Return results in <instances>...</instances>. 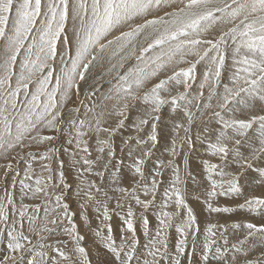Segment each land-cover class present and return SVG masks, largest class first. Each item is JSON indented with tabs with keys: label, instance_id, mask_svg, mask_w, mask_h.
Masks as SVG:
<instances>
[{
	"label": "snow or ice",
	"instance_id": "obj_1",
	"mask_svg": "<svg viewBox=\"0 0 264 264\" xmlns=\"http://www.w3.org/2000/svg\"><path fill=\"white\" fill-rule=\"evenodd\" d=\"M217 32L218 35L215 34ZM132 59L135 63L127 67L122 75L117 71V82L98 103L86 109L85 118L78 123L72 121L74 135L68 139V144L71 145L74 140L76 149L90 155L88 141L83 137L95 133L97 151L103 153L107 149V156L111 158V137L125 125L124 119H120L116 127H105L106 117L115 114L126 118L130 100L147 105L144 117H138L134 125L137 131H141L149 123V118L164 105L170 104L173 111L181 108L191 124L194 114L188 106L195 101L198 110L201 106L203 109H212L211 102L215 99V108L219 110H213L212 115L220 129L215 142L208 143V151L210 155L218 157L221 163L217 165L208 160L202 161L209 184L205 204L210 213L232 212L230 207H214L211 200L217 195H240L242 190L238 179L248 169L258 174L253 183L264 184V167L253 169L252 164V161L264 157V0H0V156L7 157L18 147L22 149L32 144L42 145L57 140V136L45 135L43 130L56 133L61 131L59 125L63 119V110L74 90L79 97L80 82L92 75V69L107 61L110 65L108 71L112 72L126 67V62ZM181 64L186 66L177 67ZM198 66H202V74ZM169 70L171 75L159 79L158 83L144 90L153 79ZM225 73L227 82H224ZM197 80L198 92L189 98V90ZM173 85L183 86L184 91L172 95L170 88ZM204 89H207L206 97ZM97 109L100 111L97 112ZM257 110L260 114H250L248 118H237L235 115ZM78 111V108L69 110ZM180 127L182 125H176L177 129ZM184 131L187 133L188 128ZM101 133H108L109 138L100 139ZM25 141L29 143L25 144ZM135 141L137 146L151 141L154 147L157 142V124H151L147 140L136 137ZM228 141H234V146L230 148ZM124 143L128 144V140ZM239 146L247 147L249 154L245 156ZM59 151V148L48 147L41 153L40 159L49 161L42 165L49 175L37 176L34 184L28 183L33 178L30 164L24 168L21 178L20 173L9 163L5 176L9 170L16 172L12 176L11 185L15 186L18 182L24 196L43 194L49 197L50 186L55 188L63 184L67 188ZM64 151L68 149L64 148ZM171 154H176L175 141ZM27 155L31 156L32 153ZM149 155L150 150L143 152L144 158ZM53 157L57 158L61 168L57 174V184L52 183ZM20 159L26 157L21 156ZM100 160L99 156L93 161L87 155H81L73 164L82 161L86 166L83 171L90 172L94 163ZM143 164L144 159L137 158L131 165L134 174L142 178ZM233 164L240 169L239 172L228 170ZM103 166L108 167L107 164ZM169 166H172V161H169ZM173 172V178L164 190L163 202L156 213L157 227L154 235H150L149 221L141 214V229L147 238L144 248L147 256L152 257L151 260L145 259L143 264H160V260L169 255L168 230L172 227H175L178 235L175 241L176 254L171 257L170 264H183L181 257L194 256L197 248L201 250L199 264H209L210 258L219 264H237L236 255L228 259V247L217 246L216 231L225 225L208 224L203 232V241L199 240L197 217L187 204V190L181 169L174 167ZM188 174L185 170V175ZM157 183L155 179L150 186L146 183L144 194L155 197ZM95 187L91 183L87 189L82 190L87 200L94 199L91 189ZM3 190L5 195L0 197V222L7 223L9 206L14 214L16 208L14 193L7 188ZM96 191L99 193L100 189ZM114 191L128 192L124 188ZM104 194L107 196L106 192ZM51 195L55 199V208L62 209L60 215L68 221V226L62 231L75 242L74 250L80 264H90L86 249L81 246L84 237L79 234L72 220L74 214L70 212L69 205L62 202L61 195ZM132 195L136 203L145 209L153 204V200H141L134 192ZM170 205L175 206V211L167 210ZM21 207L23 209L24 206ZM80 207L83 208L84 204ZM239 207L254 213L258 210L264 213V198L251 197ZM50 211L54 209L47 206L44 208L43 223L38 222L35 215H28V231L40 239L44 238L42 233L54 231L48 227V224H57L55 218L47 219ZM18 214L20 220L13 218L7 229L9 248L14 252L25 249V244L21 242L29 240L24 231H18L16 227L19 225L23 228L26 211L21 210ZM181 215L183 219L174 223V218ZM102 216L104 221L111 219L106 203L103 204ZM81 218L87 225V217L83 213ZM121 219L119 246L113 239L111 224L105 225L106 236L99 229L94 234L117 264H131L134 259L139 264L136 255L139 240L131 207ZM240 227L238 223L231 225L233 229ZM243 228L248 230L247 235L239 240V246H231L233 252L247 255L256 245L244 249L245 242L258 234L264 246V224L257 226L244 223ZM125 232L130 236H125ZM220 239L227 245L224 233L220 234ZM188 245H191L192 252H186ZM57 251L67 264H74L71 256L59 249ZM37 255L43 256L44 253L39 252ZM30 264H42V261L34 259ZM245 264H264V252L256 260L246 261Z\"/></svg>",
	"mask_w": 264,
	"mask_h": 264
},
{
	"label": "rangeland",
	"instance_id": "obj_2",
	"mask_svg": "<svg viewBox=\"0 0 264 264\" xmlns=\"http://www.w3.org/2000/svg\"><path fill=\"white\" fill-rule=\"evenodd\" d=\"M170 10V9H168ZM118 34V33H116ZM218 35V32L215 33ZM188 59H195V57H189ZM135 63L132 59L130 62H126L127 66L109 72L107 69L110 67L107 61L104 64L97 65L92 69V76L99 73L96 77V84L91 82L89 77L86 81H81L79 85V97L73 91L71 100L67 103L63 110V119L60 123L61 131L56 133L47 129L43 130V134L57 136L58 139L52 142L35 145L31 147L16 148L11 151L7 157L0 156V197L5 195L4 188L14 193V204L16 208L15 214L12 211L11 206L8 208L9 221L7 223L0 222V264H30V261L34 259L36 261H42V264H67L57 251L58 249L65 252L67 255L72 257L74 264H80L79 256L75 252V242L62 231V229L68 226V221L60 215L62 209L55 208V199L51 195L55 193L63 197V203L69 205L70 212L73 213L72 220L77 225L78 232L84 237L81 241V246L85 247L88 254L90 264H117L115 258L110 252H108L103 246L102 241L95 236L94 231L99 229L102 231L104 236L107 235V228L105 225L111 224L113 228V239L117 246L121 243V232L120 227L122 226V217H125L129 208L134 212L135 227L137 229V236L139 243L137 245L138 252L136 255L139 257V264H143L145 259L151 260L152 257L147 256V250L144 248V244L147 242L142 229L141 214L146 217L149 221L150 235L155 234L157 227L156 213L159 211V206L164 199V190L169 187L170 181L173 178L174 167L181 169V176L184 179V187L187 190L186 201L187 204L193 209L200 229L199 240L203 241V232L208 224L225 225L224 228H219L216 231V239L218 241L217 246L228 247L229 253L226 255L231 260L232 255H236L237 264H245L246 261L256 260L260 257L261 253L264 252V246L261 245L259 234L256 237H250L243 246L244 249H248L252 244L256 247L252 248L244 255L243 252L235 253L232 251L231 246L237 244L239 240L244 239L247 235V229L243 228L244 223H254L257 226L264 224V213L252 212L247 208L241 209L239 205L244 204L246 200L251 197L264 198V184H255L253 180L258 178V174L248 169L244 171L243 175L239 177L238 183L241 186L242 193L240 195L229 194V195H217L211 200L214 207H230L233 209L232 212L223 213H210L207 211L205 200L207 199V190L209 184L205 178L204 165L202 161L208 160L210 163L219 165L220 159L216 156H212L208 151V143L215 142V136L218 134L220 125L217 124L216 118L212 115L213 110H219L215 108L217 101L214 99L211 103L212 109H203L202 106L198 110L196 102L193 101L192 105H189V111L194 114V119L191 124L188 122V117L184 114L181 108H177L173 111L170 104L161 107L158 113H154L149 118V123L143 126L141 131H137L134 127L138 117L143 118L144 113L147 110V105L140 103L139 101H129V109L126 112V118L113 114L110 117H106L105 127L114 128L120 119H124V127L117 129L114 135L111 137V144L113 150V156L109 158L107 156V149L105 152L100 153L97 151L96 135L90 133L83 137L88 141V147L90 155L81 153L75 147V141L71 145L68 144V139L74 135L72 121L75 120L77 123L80 119L85 118V112L88 107H91L93 103H98L100 98L108 93V90L117 82L116 76L117 71L122 75L127 71V67ZM186 65L181 64L177 67H185ZM106 67V68H105ZM201 70L202 66H198ZM96 71V72H95ZM99 71V72H98ZM95 72V73H94ZM108 75V79L105 78L100 85L99 80L102 76ZM167 75H171V70L167 73L161 74L158 78L153 79L147 86L150 88L155 83L159 82V79H164ZM100 76V77H99ZM224 82H227V73L224 74ZM199 80L193 83L192 88L189 90V98L196 95L198 92L197 85ZM95 85V86H94ZM100 85V86H99ZM143 91V90H142ZM171 94L176 95L177 92L184 91L183 86L173 85L170 88ZM204 95L207 96V89H204ZM222 91V88H221ZM163 95L167 96V93ZM203 101L201 102L202 105ZM108 107H111L109 103ZM78 108V112H69L70 109ZM100 109H97L99 112ZM250 114H260L259 111L253 113H236L237 118H248ZM227 115V114H226ZM91 116V113H89ZM158 116L159 119H155ZM155 122L157 124V142L153 147L151 141H147L145 145L137 146L135 138L147 140L148 133L151 131V124ZM180 124L182 127L176 128V125ZM188 128V132L185 133L184 129ZM231 134V133H229ZM108 133H101L100 139H108ZM131 138V139H130ZM236 139H242L236 137ZM128 140V144L124 141ZM173 141H175V155L171 154L173 148ZM29 141H25L28 144ZM229 147L234 146V141H228ZM48 147L59 148V161H63V172L65 175V183L67 188L63 184H59L57 187H49V197L40 194L36 197H31V194L24 196L20 191V185L17 182L15 186L11 185L12 176L16 174L15 171L9 170V174L5 176L6 166L11 163L13 167L20 173V177H23V170L29 164L33 169L32 180L28 183L34 184L37 176L46 177L49 175L48 172L44 171L42 165L49 163L40 159L41 153ZM64 148L68 151L65 152ZM240 151L247 156L249 149L244 146H239ZM132 151V155L129 156V151ZM150 150V155L146 158L143 157V152ZM32 153L28 156V153ZM81 155H87L88 159L96 161L99 156L101 160L98 163H94L90 172H84L83 169L86 167L83 162L73 164L74 160H79ZM21 156L26 159H20ZM137 158H143L144 164L142 170L144 177L142 178L139 174H134L131 165ZM231 159V156H229ZM169 161H172V166H169ZM107 164L105 168L103 165ZM159 164V167L157 165ZM189 164L190 168H186ZM253 169L257 167H264V157L258 158L252 161ZM195 165V166H194ZM52 167V183L57 184L58 172L61 170L60 164L56 157L51 160ZM185 168L188 175H185ZM119 169V170H118ZM229 171L237 173L240 169L233 164ZM159 173L158 175L156 173ZM194 172V173H193ZM83 173V174H81ZM97 173H103L98 175ZM219 179V177H216ZM229 177H225L228 179ZM155 179L157 183L156 195L153 197L151 194H144V185L147 183L151 185L152 180ZM203 182V183H202ZM94 183L95 188H92L94 199L87 200L84 196L83 191L87 189V185ZM100 189L97 193L96 189ZM124 188L127 189V193H121L114 191V189ZM219 192V189L217 190ZM107 193L105 196L104 193ZM138 196L141 200H153V204L149 205L145 209L142 205H138L136 200L133 198L132 193ZM250 195V196H249ZM23 197V198H22ZM107 204L109 209L110 221H104L102 212L103 204ZM84 204L81 208L80 205ZM24 206L23 209L21 206ZM49 207L54 209L50 211L47 219L55 218L57 224H48L49 228H53L52 232L42 233L43 239H40L35 233L28 231V215H35L38 222L43 223L45 218L44 208ZM26 211V216L23 219V228L17 225V230H23L24 234L29 237L28 241H22L25 244V249L21 251H13L9 248V237L7 235V229L11 224L13 218L20 220L19 211ZM168 211H175V206L170 205ZM81 213L87 217V225L85 220L81 218ZM183 219V215L178 218H174V223H179ZM238 223L241 225L239 229L231 228V225ZM224 233L228 243L224 244V240L220 239V234ZM125 236H130L129 233L125 232ZM177 233L175 227L168 230L169 238V255L160 260V264H170V259L175 253V241L177 239ZM30 241V243H29ZM43 252V256H38L37 253ZM186 252H192L191 245L186 247ZM183 264H199L201 260V250L196 249L195 255L189 257L187 255L181 257ZM131 264H137L134 259ZM209 264H219V262L210 258Z\"/></svg>",
	"mask_w": 264,
	"mask_h": 264
},
{
	"label": "bare ground",
	"instance_id": "obj_3",
	"mask_svg": "<svg viewBox=\"0 0 264 264\" xmlns=\"http://www.w3.org/2000/svg\"><path fill=\"white\" fill-rule=\"evenodd\" d=\"M107 64H108V62H107ZM105 68H106V67H105ZM107 70H108V69H107ZM95 72H96V71H95ZM95 72H94V73H95ZM98 72H99V71H98ZM113 72H114V71H113ZM118 72H119V71H118ZM98 75H99V73H97V74L94 75V76H92V75L89 76V79H91V82L95 83L96 80H97L96 77H97ZM99 77H100V76H99ZM107 77H108V75H104V76L101 77V79L99 80L100 85H101V83H103L102 81H103L105 78H107ZM107 79H108V78H107ZM95 84H96V83H95ZM100 85H99V86H100ZM94 86H95V85H94ZM194 166H195V165H194ZM188 167L190 168L189 164L186 165V168H188ZM186 168H185V170H186ZM193 173H194V172H193ZM202 183H203V182H202ZM249 196H250V195H249Z\"/></svg>",
	"mask_w": 264,
	"mask_h": 264
}]
</instances>
